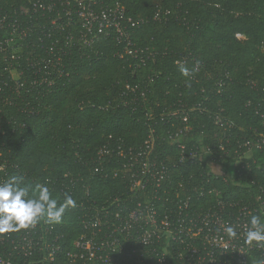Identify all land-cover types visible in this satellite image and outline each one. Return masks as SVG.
<instances>
[{"label": "trees", "instance_id": "trees-1", "mask_svg": "<svg viewBox=\"0 0 264 264\" xmlns=\"http://www.w3.org/2000/svg\"><path fill=\"white\" fill-rule=\"evenodd\" d=\"M44 1L51 10L32 14V36L42 39L33 49L42 56L51 48L52 86L0 92V182L17 176L21 186L46 184L61 203L65 193L76 201L62 223L38 226L52 228L70 250L93 202L119 198L134 208L156 194L184 197L201 183L232 212L264 202V148L252 147L264 114V0H93L95 10L123 8L125 39L113 28L97 33L96 25V36L88 34L75 0ZM25 3L0 0L2 13L20 22L28 20L18 10ZM181 64L198 70L185 77ZM209 160L220 173L210 172ZM144 163L154 166L149 173L165 170L168 196L150 184L129 194ZM214 204L210 195L192 208ZM0 256L33 259L5 245ZM260 262L254 251L248 264Z\"/></svg>", "mask_w": 264, "mask_h": 264}, {"label": "built area", "instance_id": "built-area-1", "mask_svg": "<svg viewBox=\"0 0 264 264\" xmlns=\"http://www.w3.org/2000/svg\"><path fill=\"white\" fill-rule=\"evenodd\" d=\"M25 1V5L18 8L20 15L28 19L24 22L2 13L3 8L0 6V92L12 87L14 93L19 94L23 90L28 94L31 87L48 90L52 86V62L48 58L51 48L44 49L42 56L36 54L34 45L42 39L32 36L35 30L32 14L50 11L51 6L45 5L44 0ZM75 2L79 6L76 14L92 37L96 36L92 32L96 25L97 33L113 28L120 39H125L121 29L125 21L124 10L119 4L95 10L92 8L93 0ZM159 18V14L154 17L156 20ZM131 26H135V23H131ZM124 41L127 42L126 48L132 47L129 40ZM137 52L128 50L130 55ZM143 61L139 59L141 64ZM55 63H61L59 56ZM57 74L62 75V71L59 70ZM33 76L37 79L33 80ZM12 79L15 80L11 84L9 80ZM260 118L262 131L257 135L255 144H252L257 149L264 148V114ZM150 145L151 142L147 143V151ZM244 146L248 150L251 148L248 142ZM102 150L107 153L105 147ZM187 155L193 158L195 153ZM208 162L211 173L216 175L221 172L211 160ZM150 167L155 170L154 166L143 164L142 181L132 182L129 194L134 196L140 191L145 192L147 184L162 189L164 195L170 194V189L162 186L165 184V170L162 168L157 173H149ZM146 174L154 179L152 183L143 180ZM203 186L201 183L199 187H193L192 192L184 197L178 190L173 191L171 198L156 194L138 202L134 208L125 206V201L121 202L119 198L110 205L93 202L82 215L83 233L72 243L70 250L62 246L59 235L52 234V228L37 224L19 232L0 235V249L5 245L17 256L22 254L23 257L33 258L24 264H248L254 251L260 254L261 262H264V247L249 246L244 240L250 216L256 213L264 216V202L252 208L241 206L232 212L229 210L232 206L226 208L219 192H206ZM210 195L215 197L212 208H192L193 201L199 202ZM114 205L116 208L112 209ZM229 225L237 230V238L229 239L225 234L224 228ZM0 264L19 263L0 256Z\"/></svg>", "mask_w": 264, "mask_h": 264}, {"label": "clouds", "instance_id": "clouds-1", "mask_svg": "<svg viewBox=\"0 0 264 264\" xmlns=\"http://www.w3.org/2000/svg\"><path fill=\"white\" fill-rule=\"evenodd\" d=\"M197 70L196 67L190 70L180 65V72L185 77ZM75 207V199L67 193L61 203L46 184H37L34 188L21 186L19 178L11 176L0 182V235L34 227L41 220L48 224H60L65 212ZM224 232L229 239L238 237L237 230L230 225L224 228ZM244 240L249 246L264 247V218L258 214L250 216Z\"/></svg>", "mask_w": 264, "mask_h": 264}]
</instances>
